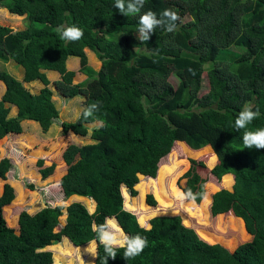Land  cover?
Wrapping results in <instances>:
<instances>
[{
  "label": "trees",
  "instance_id": "16d2710c",
  "mask_svg": "<svg viewBox=\"0 0 264 264\" xmlns=\"http://www.w3.org/2000/svg\"><path fill=\"white\" fill-rule=\"evenodd\" d=\"M165 1L0 0V7L26 20L20 31L0 26V61L21 71L20 81L0 71V138L20 134L23 120L45 131L58 118L45 72L58 73L56 95L82 101L77 118L61 122L60 133L83 143L63 151L65 166L79 160V173L69 171L56 186L62 200L77 196L94 203L91 214L77 202L66 206L62 226L61 207L44 206L33 214L23 209L15 230L2 216L13 200L12 188L4 184L0 264H50L46 247L76 251L92 240L97 242L95 264H264V14L253 12L254 2L264 10V0H174L191 19L189 27H180L164 10ZM52 48H61L64 60L83 61L86 51L94 53L100 63L95 76L73 84L74 71L52 62ZM171 61L179 67L171 68ZM189 61L195 68L186 76L180 66ZM203 73L208 89L199 95ZM33 83L42 85L36 94L26 87ZM9 107L16 109L13 116ZM175 118L183 124L176 127ZM196 125L206 129L200 132ZM203 132L220 144L211 148L208 166L226 187L211 195L210 214L220 220L237 211L240 218H229L228 225L239 229L238 239L251 236L232 251L201 240L178 216L154 218L144 229L147 215L136 218L115 200L120 188L134 197L139 176L148 182L162 177L169 170L162 160L175 145L200 139ZM224 152L225 159L214 165ZM9 167L8 159H0V179ZM37 167L42 178L54 169L52 164L43 168L42 160ZM15 189L19 198L24 191ZM182 191L185 207L204 214L207 195L196 207L202 194L192 180ZM172 194L179 196L177 190ZM148 203L154 204L152 198ZM107 218L118 225L112 224L118 233L112 239L122 238L121 229L125 246L100 242Z\"/></svg>",
  "mask_w": 264,
  "mask_h": 264
},
{
  "label": "rangeland",
  "instance_id": "374dc122",
  "mask_svg": "<svg viewBox=\"0 0 264 264\" xmlns=\"http://www.w3.org/2000/svg\"><path fill=\"white\" fill-rule=\"evenodd\" d=\"M164 10L169 14L173 15L178 21L180 27H189L191 25V19L188 17L182 3L174 0H166L164 2ZM9 9L5 5L0 7V26L8 27L12 32L20 31L26 27V20L24 16H14L9 13ZM253 12L255 15L260 16L264 14L263 7L254 2ZM49 54L51 56L52 62L59 68H64L67 71H74L75 77L72 79V83L76 84L82 81L84 78L89 76H95L96 71L99 68V61L94 55L88 51L85 52V57L83 61L78 59L67 58L65 60L62 58L63 50L61 48L49 49ZM217 59L229 60L230 57L218 55ZM16 66V65H15ZM12 66L9 61L4 63L0 61V71H6L14 79L21 80V71L19 68ZM171 68H177L179 66H174L173 62H169ZM181 71H183L186 76H188V71L195 68V63L189 61V63L182 64ZM45 77L48 80V88L52 91L51 101H53L57 111L58 118L47 128L42 131L37 123L31 121L23 120L20 122L21 133L17 135H7L0 138V159L6 158L10 162L9 170L4 174V179H0V194L2 192V187L7 184L13 190V200L8 206L3 207L2 216L7 226L17 229V215L21 210H25L28 214H33L36 210L48 207H61L62 215L59 218V225H64L65 222V212L66 206L73 202H77L84 206L88 213H92L94 210V203L91 201L77 197L71 196L66 200H62L61 193L58 191L56 183L57 181L69 171L75 174L79 173L77 168L79 160L77 158L72 166H65L62 162V153L69 144L80 145L83 143L78 137H74L71 134L67 136H62L61 122H69L77 118L80 110L82 109V101L80 98H73L70 101L57 96L53 83L59 80V75L56 72L48 71L45 72ZM170 77L169 80H172ZM94 82H91L93 85ZM26 86V84H24ZM32 93H37L41 89V84L27 85ZM95 88V85H94ZM208 84L205 73L201 75V87L199 95L207 92ZM3 92V86L0 83V95ZM151 105L154 106L155 102L152 101ZM16 112L14 107H9V116H13ZM178 117V116H177ZM190 119L194 122L197 119L190 115ZM175 123L177 125L183 124L184 120H179L175 118ZM200 127V132L206 129V126L196 125ZM171 127V125H170ZM181 128V127H180ZM244 137V136H241ZM245 140V139H244ZM240 145H237L238 149L243 148V141ZM221 143V142H220ZM214 146H220L219 143H214V140L210 138L209 135L204 132L201 134L200 139L197 140H185L178 142L174 150L170 153V158L162 160V164L165 163V169L169 168L168 172L165 174L160 173V176L149 180L138 178L139 185L134 187L136 195L134 197H129L123 188L119 190V198H116L117 202L122 205V208L133 215L138 217V214H146L147 218L142 226L144 229L150 228L149 221L158 218L160 216H178L181 223L183 222L185 227L191 228L201 240L207 242L208 244H219L224 248L232 251L237 245L242 242L250 241L251 236H246L244 239H238L236 236L238 234L237 228H231L228 225V219L233 217L240 218L238 212L234 210L233 213L229 212L227 214H222L220 220L216 219V216L210 214V202L211 195L218 191L219 189H226L225 185L222 183V178L217 179L216 176L210 173L211 169L208 166L209 159L212 158L211 148ZM208 148L209 150H204ZM221 152H223L220 149ZM200 153V154H199ZM195 154V155H193ZM225 152L221 157H216L214 165L219 164L225 159ZM42 160V167H48L51 164L54 165L53 172L45 178L39 174V168L37 167V161ZM168 166V167H167ZM69 169H68V168ZM185 174V175H184ZM187 174V175H186ZM184 176V177H183ZM232 177V175H231ZM192 180L197 191L202 194V199L198 205L202 203L205 196L207 195L208 203L205 206L204 214H198L195 212V208L185 207L187 200L183 195V188L185 186L186 180ZM232 181V180H231ZM27 185H31V189L27 188ZM19 186L24 193L19 194L15 189ZM231 185L228 186L230 190ZM230 187V188H229ZM177 190L178 198H176L172 192ZM141 197L139 196V192ZM152 198L154 204L150 205L148 203V198ZM153 211V213H151ZM144 212H149L144 213ZM148 215H150L148 217ZM183 218V221L181 220ZM227 222V224H226ZM106 229L102 232V237L100 238L101 243H106L110 246L121 247L126 244V235L122 233V238L118 241L117 239H112L115 234H118L112 224L117 226L114 219L105 220ZM245 233V232H243ZM236 237L235 242H229ZM96 241H90L84 245L83 249L80 250H65L61 245H53L46 247L45 250L51 253V263L50 264H95L94 255L96 250ZM80 246V247H81ZM90 250L89 255L86 253Z\"/></svg>",
  "mask_w": 264,
  "mask_h": 264
},
{
  "label": "clouds",
  "instance_id": "9594fccd",
  "mask_svg": "<svg viewBox=\"0 0 264 264\" xmlns=\"http://www.w3.org/2000/svg\"><path fill=\"white\" fill-rule=\"evenodd\" d=\"M262 7V6H261ZM82 198V197H81ZM86 199V198H85ZM88 200V199H87ZM107 219H109V218H107ZM111 219H114V218H111ZM115 220V219H114ZM118 226V225H117ZM121 230V229H120ZM123 233V232H122Z\"/></svg>",
  "mask_w": 264,
  "mask_h": 264
},
{
  "label": "water",
  "instance_id": "95a60500",
  "mask_svg": "<svg viewBox=\"0 0 264 264\" xmlns=\"http://www.w3.org/2000/svg\"><path fill=\"white\" fill-rule=\"evenodd\" d=\"M95 253H96V250H95ZM94 258H95V255H94Z\"/></svg>",
  "mask_w": 264,
  "mask_h": 264
}]
</instances>
